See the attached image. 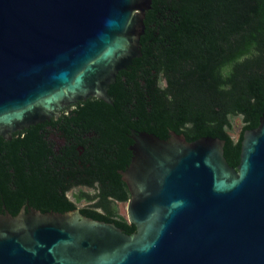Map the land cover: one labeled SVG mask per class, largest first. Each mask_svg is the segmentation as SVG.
Listing matches in <instances>:
<instances>
[{"label":"water","instance_id":"95a60500","mask_svg":"<svg viewBox=\"0 0 264 264\" xmlns=\"http://www.w3.org/2000/svg\"><path fill=\"white\" fill-rule=\"evenodd\" d=\"M152 0H0V137L77 101L112 105L108 86L134 59ZM119 171L130 192L125 233L79 210L0 213V264H264V112L225 140L139 132Z\"/></svg>","mask_w":264,"mask_h":264},{"label":"trees","instance_id":"16d2710c","mask_svg":"<svg viewBox=\"0 0 264 264\" xmlns=\"http://www.w3.org/2000/svg\"><path fill=\"white\" fill-rule=\"evenodd\" d=\"M144 23L141 57L108 86L113 104L92 98L79 109L85 125L102 126L104 140L119 143L122 161L103 168L118 178L115 170L127 167L129 129L160 139L169 131L189 142L223 139L224 156L236 167L242 133L256 128L264 112V0H152ZM236 118L241 131L233 140L228 131ZM45 125L10 141L0 137V213L3 207L12 215L22 207L42 213L75 210L61 187V156L38 130ZM114 224L135 232L126 221Z\"/></svg>","mask_w":264,"mask_h":264},{"label":"flooded vegetation","instance_id":"af4514ba","mask_svg":"<svg viewBox=\"0 0 264 264\" xmlns=\"http://www.w3.org/2000/svg\"><path fill=\"white\" fill-rule=\"evenodd\" d=\"M87 100L71 104L61 110L57 119L52 118L54 121L67 123L66 125L52 126L49 124L52 121L50 119L44 122L48 125L39 127L38 130L54 146L56 154L61 156V159L57 160L62 164L61 187H65V193L74 203L75 209L81 213L98 215V220L101 221L128 222L127 216L125 217L120 209L122 205L127 206L131 197L119 174V171L124 169L115 170L117 178L115 174H110L103 168L105 165L119 164L122 161L119 143L109 138L106 142V137L101 131L102 126H88L85 125V120L80 119L79 109ZM25 130L14 133L13 136L20 135ZM133 133L139 132L132 129L125 132L126 138L131 141L125 147L129 154ZM9 172L13 174L15 171L10 168ZM126 195L127 198L124 199Z\"/></svg>","mask_w":264,"mask_h":264},{"label":"rangeland","instance_id":"374dc122","mask_svg":"<svg viewBox=\"0 0 264 264\" xmlns=\"http://www.w3.org/2000/svg\"><path fill=\"white\" fill-rule=\"evenodd\" d=\"M240 131H241V122L239 119H235L233 120L232 122V127L231 129L228 131V134L230 135V137L233 139V140H237L238 137H239V134H240ZM124 216L126 217V205H122L120 206Z\"/></svg>","mask_w":264,"mask_h":264}]
</instances>
